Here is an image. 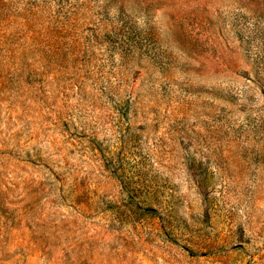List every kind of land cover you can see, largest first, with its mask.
Returning a JSON list of instances; mask_svg holds the SVG:
<instances>
[{"label": "rangeland", "instance_id": "obj_1", "mask_svg": "<svg viewBox=\"0 0 264 264\" xmlns=\"http://www.w3.org/2000/svg\"><path fill=\"white\" fill-rule=\"evenodd\" d=\"M0 264H264V0H0Z\"/></svg>", "mask_w": 264, "mask_h": 264}]
</instances>
